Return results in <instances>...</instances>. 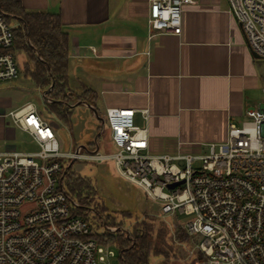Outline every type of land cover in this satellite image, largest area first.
I'll return each mask as SVG.
<instances>
[{"label":"built area","instance_id":"2783aa9c","mask_svg":"<svg viewBox=\"0 0 264 264\" xmlns=\"http://www.w3.org/2000/svg\"><path fill=\"white\" fill-rule=\"evenodd\" d=\"M194 3L147 0L151 35L179 36L184 6ZM228 4L248 48L264 59V0ZM12 29L0 12V82L19 73ZM140 113L145 120L149 116L147 109ZM133 115L134 110H105L102 132L107 126L115 150L104 154L99 137L97 148L94 143L61 151L52 123L31 103L0 112L1 120L36 146L35 151L11 146L0 151V264H122L119 253L95 239L96 233L118 228L75 214L78 204L62 183L73 162L107 160L120 177L159 203L161 216L187 217L178 223L203 264H264V110H247L240 125L228 124L225 141L208 144L205 151L200 146L190 151L177 141L158 156L147 153V128L134 125Z\"/></svg>","mask_w":264,"mask_h":264},{"label":"crops","instance_id":"0c3cea01","mask_svg":"<svg viewBox=\"0 0 264 264\" xmlns=\"http://www.w3.org/2000/svg\"><path fill=\"white\" fill-rule=\"evenodd\" d=\"M18 1L26 11L59 14L69 37L68 80L73 75L79 87L70 90L92 89L104 114L134 110L149 155L169 153L177 141L205 151L225 141L228 124L240 125L247 110H264L262 58L248 48L228 0L185 5L179 36L151 35L147 0Z\"/></svg>","mask_w":264,"mask_h":264},{"label":"rangeland","instance_id":"374dc122","mask_svg":"<svg viewBox=\"0 0 264 264\" xmlns=\"http://www.w3.org/2000/svg\"><path fill=\"white\" fill-rule=\"evenodd\" d=\"M15 26V22L10 23ZM16 64L19 69L17 78L13 80L0 82V112L9 111L20 108L21 106L31 103L36 109L42 113L43 117L55 123L56 137L61 146V151H71L75 146H89L94 141L95 136L100 131L101 120L104 119V106H95V113L87 106H74L69 122H65L50 113L44 106L43 92L38 89L28 75L23 71V64L29 63L24 52L17 50L15 52ZM261 70L264 72V59L259 60ZM69 87L77 93L78 85L73 75L69 78ZM264 98V93H261ZM75 104V103H74ZM70 104V105H74ZM99 127V131H97ZM104 129H108L107 126ZM104 140L108 141L104 147ZM100 151L109 154L115 150V146L107 136V130L103 131L99 136ZM6 146L13 147L18 152L35 151L36 146L31 138L24 132L16 129L8 120L0 119V151ZM91 147V146H90ZM71 170L82 177L89 180L94 189L93 200L90 205L94 207L98 203L103 205L104 213L110 214L115 219V223L106 221L110 227L118 228V231H126L130 234L133 225L136 222H146L151 224L153 236L161 232L167 246V258L161 257L149 258V264H203L202 258L199 259L195 250L193 240L181 237L178 240L175 237V230L178 228L181 234L185 236V231L178 222H185L187 217L180 216L178 220H174L171 216L160 215V205L157 201L150 200L143 190L136 185L126 181L120 177L112 161L107 160L101 163L93 161H75ZM91 212L94 211L90 208ZM122 212L130 213L129 218H123ZM105 217V215H104ZM122 235L124 233H121ZM124 236V235H123ZM125 237V236H124ZM118 255V250L113 245H109Z\"/></svg>","mask_w":264,"mask_h":264},{"label":"trees","instance_id":"16d2710c","mask_svg":"<svg viewBox=\"0 0 264 264\" xmlns=\"http://www.w3.org/2000/svg\"><path fill=\"white\" fill-rule=\"evenodd\" d=\"M0 12L8 23L14 21L16 24L12 29L11 50L14 53L17 50L22 51L27 56L30 64H23L25 75H28L35 86L42 91L48 90L53 82V87L45 94V98L50 102L44 101L50 113L69 122L73 107L67 105L80 102L95 107L97 95L92 89L82 86L78 94L70 90L69 37L62 28L59 14L26 11L18 0H0ZM93 145L94 142L89 143V147ZM72 164L64 175L62 183L69 199L78 204L74 208L75 214L88 220H95L98 226L107 225L108 220L115 223V218L110 214L105 213L104 217L103 205L99 203L94 207L90 205L94 199V189L87 178L71 170ZM122 213L123 218L130 217L128 216L130 213ZM182 236L191 239L186 233L185 236L181 234L180 229L177 228L176 239L182 240ZM95 239L103 245L116 247L122 264H149L151 256L165 259L168 254V246L161 232L153 236L152 226L146 222H136L129 238L124 237L118 230L109 232L105 229L104 232L96 233ZM197 255L199 259L202 258L198 253ZM159 264L164 262L161 261Z\"/></svg>","mask_w":264,"mask_h":264},{"label":"water","instance_id":"95a60500","mask_svg":"<svg viewBox=\"0 0 264 264\" xmlns=\"http://www.w3.org/2000/svg\"><path fill=\"white\" fill-rule=\"evenodd\" d=\"M254 56H255V57H258V56L255 55V54H254ZM258 58H259V57H258ZM52 87H53V82L51 83V85H50V87L48 88V90H50ZM48 90H46V91L43 92V98H44L45 101L50 102L48 99L45 98V94H46V92H47ZM79 104H81V103H80V102H77V103H75L74 105H67V106L72 108V107H74V106H76V105H79ZM82 104H85V105H86L88 108H90V109L95 113V115L97 116L96 110H95V108H94L93 106L88 105V104H86V103H82ZM52 125H53L54 128H57V125H56L55 123H52ZM102 129H103V123H102V120H101L100 131L98 132V134H97V135L95 136V138H94V143L96 144V148L98 147L97 139H98V137L100 136V134H101V132H102ZM69 167H70V165L66 168L64 174L68 171ZM174 186H175V184H174V185H170L169 188L172 189Z\"/></svg>","mask_w":264,"mask_h":264}]
</instances>
